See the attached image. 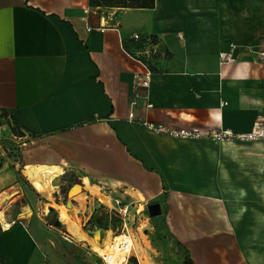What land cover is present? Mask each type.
I'll return each mask as SVG.
<instances>
[{
    "label": "crops",
    "instance_id": "obj_1",
    "mask_svg": "<svg viewBox=\"0 0 264 264\" xmlns=\"http://www.w3.org/2000/svg\"><path fill=\"white\" fill-rule=\"evenodd\" d=\"M135 31L156 34L161 50L151 61L147 99L131 105L140 66L122 42L129 46ZM260 50L264 0H154L151 8L0 0V132L22 140L9 129L15 120L31 134L25 144H57L59 152L24 165L29 181L34 167L57 169L58 176L62 166L82 193L64 202L80 233L59 220L58 201L44 209L28 196L8 205L0 217V259L104 264L90 243L98 229L91 216L102 205L95 191L124 202H162L170 239L195 264H264V141L181 139L141 124L249 131L264 119ZM221 51L235 60L220 64ZM9 161L0 154L5 204L19 197L10 191L16 179ZM51 212L58 226L47 220Z\"/></svg>",
    "mask_w": 264,
    "mask_h": 264
},
{
    "label": "rangeland",
    "instance_id": "obj_2",
    "mask_svg": "<svg viewBox=\"0 0 264 264\" xmlns=\"http://www.w3.org/2000/svg\"><path fill=\"white\" fill-rule=\"evenodd\" d=\"M1 117V113H0ZM6 121L5 119H1L0 121ZM29 137L31 134L26 132ZM23 140L25 142H28L29 139H20L17 140L13 138L12 135H10L8 132H0V154L1 156H8L9 157V168L13 169V172L15 174L16 183L14 186L10 189L12 192H18L19 197L10 199V201L5 204L3 199L0 201V211L2 210V213H4V210L8 205L11 204H20L26 198L29 197H36L40 203L43 204V208L47 207V202L54 203L55 201H58L60 205L58 206V210L60 207L63 209H68L69 215H71L70 210L71 208L67 207L65 205V201H69L70 196H67V189L72 184H77L79 186L80 182L71 175L68 174L67 170L65 171L62 166V172L58 176L55 173L56 182L54 185L51 186L50 182H48V190L38 192L36 188L33 185V182L38 179V177L41 178L43 182L50 178L49 175L46 174L43 176V173L40 172L41 167H34L30 173V181L28 179V173L24 171V165L28 163H36L35 159L33 157H40L41 159L48 158L53 153L54 149H57L58 152L59 146L57 144H50V147L45 146H38L37 143H27L23 144ZM23 169V171H22ZM57 169H52V172H55ZM51 172V173H52ZM47 173V172H46ZM26 175V176H25ZM52 179V178H51ZM50 181V180H49ZM64 183V189L61 190L60 187ZM80 187V186H79ZM35 188V189H34ZM9 193V192H8ZM11 193V192H10ZM78 195L75 196V198H81L82 193H77ZM95 196H97L101 201V204L103 206H110L112 208V211H114L113 208L117 206V202L120 203H126V202H132L130 206V212L126 221V226L124 227L122 224L118 227L116 231H114L110 226L109 228H106L102 231L101 240L98 243H94L90 240V243L92 245V251L95 254L96 260L100 261L99 253L101 251H104L105 244L104 242L113 240L114 236L118 234H126L131 237L133 240L137 253L139 255V259L137 258V255L135 254L134 250L132 249L130 251V254L126 256V260H128V264H133L132 261L129 260V256H134L136 258L137 264H184L183 263V253L182 251L172 242V240L169 237V234L167 233V230L164 225V220L161 219V216L152 217L151 219L146 217V214L141 210L143 207V204L149 201H133L128 200L124 202L123 200L113 199L111 197H105L104 194H96L94 191ZM55 195V196H54ZM8 198V197H7ZM7 198H5V201H7ZM82 204V202H81ZM3 207V209H2ZM44 208V209H45ZM83 210L85 212H89L90 206L83 207ZM138 210V211H137ZM116 212V211H115ZM1 213V212H0ZM2 213L0 214V217L2 216ZM57 216V214L54 212H51L50 215L47 217V220L49 223H52L54 218ZM73 218L78 222L81 223L82 220H80V217L75 215ZM61 219V216L59 214V220ZM62 220V219H61ZM60 220V221H61ZM63 221V220H62ZM61 221V222H62ZM3 223V222H2ZM65 226L71 230H76L80 233V229L78 228V225H75L71 222H65L63 221ZM106 252H112V254H115V262H119V264H125V261H120L121 256L118 255L117 252L107 250ZM116 264V263H115Z\"/></svg>",
    "mask_w": 264,
    "mask_h": 264
},
{
    "label": "built area",
    "instance_id": "obj_3",
    "mask_svg": "<svg viewBox=\"0 0 264 264\" xmlns=\"http://www.w3.org/2000/svg\"><path fill=\"white\" fill-rule=\"evenodd\" d=\"M100 30L104 27L100 26ZM179 36H181L179 34ZM130 39L134 42L141 41V45L134 46L128 50V54L135 60L140 66V69L133 73V99L130 101L131 105L136 103V100L142 96L147 99V93L151 83V77L153 74L150 68V62L152 61L153 55L158 54L161 50L160 41L158 38L152 39L150 34H141L140 32H133L130 35ZM232 47V45H231ZM258 53V60L264 62V50H260ZM219 63H230L235 60L230 51H221L218 53ZM145 107H151L150 102H146ZM129 117H133L132 112H129ZM141 124L148 130L166 134L175 138L181 139H198L206 138L216 142H254V141H264V119L257 120L254 122L252 128L245 132H236L228 128L221 127H211L206 130L193 129V128H176L168 126L162 123H156L152 121H141ZM22 136H17L22 139L29 138V135L25 130L20 129ZM16 136V135H15ZM23 144L25 141L23 140ZM132 202L120 203L117 202V206L111 212H114L121 220V224L125 227L126 221L130 212V206ZM157 206V214L152 215L150 208L152 206ZM141 210L146 214V217L151 219L152 217H157L164 215L163 203L158 200H151L143 204ZM116 211V212H115ZM138 211V210H137ZM100 259L104 264H110L109 259L104 255H99ZM0 264H8L7 262L0 259ZM43 264H49L44 262Z\"/></svg>",
    "mask_w": 264,
    "mask_h": 264
},
{
    "label": "trees",
    "instance_id": "obj_4",
    "mask_svg": "<svg viewBox=\"0 0 264 264\" xmlns=\"http://www.w3.org/2000/svg\"><path fill=\"white\" fill-rule=\"evenodd\" d=\"M87 3L90 6L94 7H136V8H151L153 7L154 0H87ZM151 38L154 40L157 38L156 34H150ZM130 45L128 46L124 41L122 42L123 48L128 51L130 46H140L141 41H132L129 39ZM157 57V55H153V58ZM150 68L152 69V65L150 62ZM153 71V70H152ZM1 115H4L3 112H1ZM9 129L12 134L16 136H22L21 132V126L18 122L15 120H11L8 122ZM164 187V186H163ZM162 216V215H161ZM91 221L98 229H105L109 226L116 231L118 227L121 224L120 218L114 213L109 212L107 209L103 208L102 205H100L98 208L95 209L91 216ZM173 243L178 248H183L185 250V253L183 255V263L184 264H195L192 259L189 257L188 250L185 249L179 241L173 240ZM129 260L133 262V264H137L136 258L134 256H129ZM128 264V263H126Z\"/></svg>",
    "mask_w": 264,
    "mask_h": 264
},
{
    "label": "bare ground",
    "instance_id": "obj_5",
    "mask_svg": "<svg viewBox=\"0 0 264 264\" xmlns=\"http://www.w3.org/2000/svg\"><path fill=\"white\" fill-rule=\"evenodd\" d=\"M51 170L52 169L48 170L47 173H44V169L43 168L40 169V172L43 173V176H45L46 174H51V175H49L50 178L48 177V179H46L45 182H43L40 177H38V179H36L33 182V185H34V187L36 188V190L38 192L47 191L48 190V185H47L48 182H50L51 186L54 185V183L56 182V178L57 177L54 176V175H55V172L57 170L55 172H52ZM79 189H80L79 186L77 184H74L68 190H70L71 195H73V194L80 193ZM0 212L2 213V210ZM68 212H69L68 209H63L62 207L59 208V214H60L61 219L63 221L71 222V223H74L75 225H77L76 222L72 220V218H71V216L69 215ZM63 221H62V223H63ZM5 225H8V223H6ZM104 244H105V247H104V249H102L104 251H101V252H98V253L101 256L104 255L105 257H107L109 259V263L110 264H115V263L119 264V262L118 261L115 262V254H112V252H106L107 250H111V251L117 252L118 255L121 256L120 261H125L126 256L130 254V251L132 249H134V251H135V249H136V246H135L133 240L131 239L130 236H128L126 234H118V235L114 236L113 240L111 239L110 241H107V239H106ZM136 252H137V250H136ZM137 257L139 259V255L138 254H137Z\"/></svg>",
    "mask_w": 264,
    "mask_h": 264
},
{
    "label": "water",
    "instance_id": "obj_6",
    "mask_svg": "<svg viewBox=\"0 0 264 264\" xmlns=\"http://www.w3.org/2000/svg\"><path fill=\"white\" fill-rule=\"evenodd\" d=\"M67 196H68V197H69V196H70V197L72 196L71 193H70V190L67 191ZM65 205H66L67 207H70V203H69V202H67ZM150 212H151L152 215H156L157 212H158V210H157V206H156V205L152 206V207L150 208ZM53 224L56 225V226H58V225H59V220L56 218V219L53 221ZM92 236H93L94 241L97 242V243L99 244V240H98V239H99V236H100V229H97V230L94 232V234H93Z\"/></svg>",
    "mask_w": 264,
    "mask_h": 264
}]
</instances>
